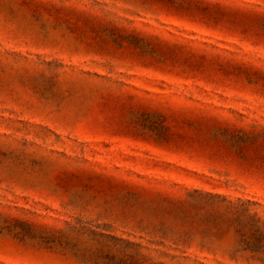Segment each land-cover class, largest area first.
Masks as SVG:
<instances>
[{
  "label": "rangeland",
  "instance_id": "rangeland-1",
  "mask_svg": "<svg viewBox=\"0 0 264 264\" xmlns=\"http://www.w3.org/2000/svg\"><path fill=\"white\" fill-rule=\"evenodd\" d=\"M0 264H264V0H0Z\"/></svg>",
  "mask_w": 264,
  "mask_h": 264
}]
</instances>
